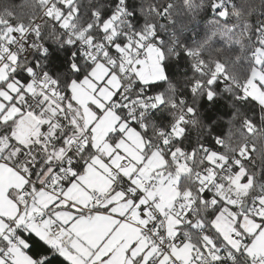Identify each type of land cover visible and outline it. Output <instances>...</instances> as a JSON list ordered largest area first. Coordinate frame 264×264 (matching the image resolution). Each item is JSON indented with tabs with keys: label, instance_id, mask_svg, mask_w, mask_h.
Instances as JSON below:
<instances>
[{
	"label": "snow or ice",
	"instance_id": "1",
	"mask_svg": "<svg viewBox=\"0 0 264 264\" xmlns=\"http://www.w3.org/2000/svg\"><path fill=\"white\" fill-rule=\"evenodd\" d=\"M0 264H264V0H0Z\"/></svg>",
	"mask_w": 264,
	"mask_h": 264
}]
</instances>
